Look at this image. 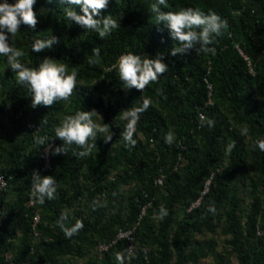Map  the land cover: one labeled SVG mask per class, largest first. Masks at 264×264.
<instances>
[{"label":"trees","instance_id":"16d2710c","mask_svg":"<svg viewBox=\"0 0 264 264\" xmlns=\"http://www.w3.org/2000/svg\"><path fill=\"white\" fill-rule=\"evenodd\" d=\"M154 2L109 0L100 16L111 15L120 27L101 39L68 19L66 10L79 13V5L36 0V28L21 25L12 43L25 51L21 60L29 67L50 57L79 73L69 101L33 108L28 87L17 83L0 55V174L8 179L0 197V264H71L90 253L84 264H198L217 242L211 237L193 245L195 235L216 233L221 222L225 247L238 264H264V151L254 144L264 139V0H168L163 11L198 8L227 22L210 45L214 54L191 49L175 56L178 42L155 23ZM52 35L58 43L32 52L36 40ZM129 52L162 54L169 69L143 91L126 90L117 63ZM145 99L150 106L135 125L136 143L127 145L122 110ZM92 109L112 140L98 136L89 156L72 155L80 151L75 145L68 154H52L35 143L47 137L51 147L62 145L55 137L59 123ZM33 170L56 178L55 199L41 205L33 198L28 205ZM125 185H133L135 195L126 196ZM62 214L65 227L82 224L71 237L58 223ZM120 230H131L130 252V240H115ZM214 264H226L222 254Z\"/></svg>","mask_w":264,"mask_h":264},{"label":"clouds","instance_id":"9594fccd","mask_svg":"<svg viewBox=\"0 0 264 264\" xmlns=\"http://www.w3.org/2000/svg\"><path fill=\"white\" fill-rule=\"evenodd\" d=\"M69 5H79L81 11L69 8L66 14L69 20L74 21L86 30L93 31L101 39L109 36L113 30L120 27V22L111 15L100 16L101 10L108 7L109 0H64ZM36 0H0V55L7 58V67L16 74V81L20 85H26L31 92L32 107L39 105L52 106L60 101H69L73 96L78 84L79 73L76 70L68 71L66 64H58L56 59L45 57L39 66L32 68L22 62L21 58L26 55L25 51L13 46L21 25L35 29L38 23L34 5ZM168 7V0H155L151 5V12L155 14V23H163L170 32V36L178 42L177 47L171 49V55L186 54L189 50L195 49L204 53H215L210 47L216 37L222 35L227 22L215 12L205 13L198 8H180L176 11H163ZM99 17V18H97ZM59 42L58 37L52 35L46 40H36L32 44V52H41L49 49ZM93 56H99L100 50L94 48ZM94 59H89V64H95ZM119 79L124 88H135L143 91L150 83L158 81L159 77L168 71L169 66L163 60V55H156L154 58H142L138 54L125 53L118 58ZM150 106L149 100L145 99L142 105L122 110L123 119H126L125 130L122 133L127 145L134 146L133 139L135 125L142 112ZM98 112L92 110H80L73 115L65 117L55 128V137L63 141L60 146L51 147L47 137H36L35 143L45 147L52 154H68V149L75 145L80 151H73L72 155L77 158L89 156L97 147L96 140L100 136L105 143L112 140V133L106 123L98 122ZM102 119V117L100 116ZM46 123V122H45ZM211 123V121L209 122ZM173 136L169 133L165 136L166 143H172ZM255 146L264 151V139L254 142ZM31 188L33 198L39 204L45 200L56 198V178L52 175L42 176L38 170L31 174ZM65 214L61 215L58 221L64 234L71 237L76 233L82 224L77 222L71 228L65 227L63 221ZM119 259V256L117 257Z\"/></svg>","mask_w":264,"mask_h":264},{"label":"rangeland","instance_id":"374dc122","mask_svg":"<svg viewBox=\"0 0 264 264\" xmlns=\"http://www.w3.org/2000/svg\"><path fill=\"white\" fill-rule=\"evenodd\" d=\"M95 119H97L98 122H100V117L99 116L95 117ZM139 136H140V138H143L141 135H139ZM132 186L133 185H131V186L125 185L124 186L123 192H124V194L126 196L135 195V193H134L135 189ZM12 197H13L12 196V192L7 191L6 200L10 201L12 199ZM244 198H245V205H247L248 198L247 197H244ZM221 224H222V222L218 223V230H217L216 233H207L206 232V233H198V234L195 235V241L193 242V245H202L207 240L211 239V237L213 239H215L216 242H217L216 250L214 252H210L205 258L201 259L198 262V264H214V259H215L217 254H222L223 255L226 264H238L235 255L233 253H231L230 249H227L225 247V244L223 242V235H222V232H221ZM17 232L18 233L20 232L19 229L17 230ZM90 254L93 255L94 253H90ZM90 254L86 255L85 258H83V259H75V260H73L71 264H84L85 259Z\"/></svg>","mask_w":264,"mask_h":264},{"label":"built area","instance_id":"2783aa9c","mask_svg":"<svg viewBox=\"0 0 264 264\" xmlns=\"http://www.w3.org/2000/svg\"><path fill=\"white\" fill-rule=\"evenodd\" d=\"M243 57L246 60H248L246 55L243 54ZM248 63H249V61H248ZM208 87H209V89H211L210 85H208ZM209 94H210V92H209ZM208 102H211L210 99L208 100ZM199 117L202 120L204 118V114L199 112ZM48 167H49V157H48V154H46V160H45L44 168H48ZM157 182L160 184L162 182V180L159 178V179H157ZM7 184H8L7 176L5 174H0V197H1L2 193H3V191L6 189ZM198 204H199V199L197 201H195L194 203H192L191 207L196 206ZM28 205H30V206L34 205V199H33L32 195L28 199ZM3 215H4V208H3V206H2V204L0 202V218H2ZM38 220H39V216L35 215L34 221L37 222ZM118 238H127L128 240L131 241V243L128 246V251L130 252L132 247H133L132 237H131V230H120L117 233L115 240L118 239ZM106 248H107L106 245H103V244L99 245V249L100 250H103V249H106Z\"/></svg>","mask_w":264,"mask_h":264}]
</instances>
